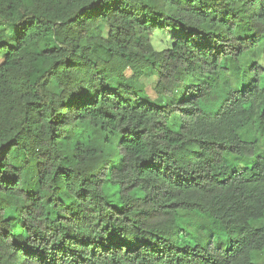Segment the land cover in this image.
Masks as SVG:
<instances>
[{"label": "trees", "instance_id": "trees-1", "mask_svg": "<svg viewBox=\"0 0 264 264\" xmlns=\"http://www.w3.org/2000/svg\"><path fill=\"white\" fill-rule=\"evenodd\" d=\"M259 53L264 0H0V264H258ZM92 197L112 210L101 235L52 228L85 223Z\"/></svg>", "mask_w": 264, "mask_h": 264}, {"label": "clouds", "instance_id": "clouds-1", "mask_svg": "<svg viewBox=\"0 0 264 264\" xmlns=\"http://www.w3.org/2000/svg\"><path fill=\"white\" fill-rule=\"evenodd\" d=\"M162 22H163V18H161ZM164 26L160 27L157 26L156 28L152 29L150 33H145L144 35L148 37L149 40H151V38L153 36L155 37H159L161 38L166 45H168V42L170 41V34H169V29L167 26V22H163ZM170 46V45H169ZM181 82H178V84ZM169 98L174 99L176 92L175 90L170 91L169 92ZM173 108H176L177 111H179V106L176 104L172 105ZM146 127L149 126L148 124L145 125ZM146 152H151L155 150V147L151 144L148 143L146 146ZM171 149L169 148H165V151H170ZM129 159L127 161L128 165H129V170L120 177H116V179L118 180H125V181H131V180H135V165L137 163V159H136V154L135 153H129L127 154ZM20 161L23 162L26 158L31 160V153H28L27 156H25V154L20 153ZM83 179V177H76L73 181V187H72V191L68 194L67 196V202L68 203H73V201L76 202V204L74 205L75 207H79L80 204L83 203V200H77L76 197V193L80 191V181ZM145 180H148L150 178L145 177ZM51 184V180H47L45 182V187H44V194L45 196L50 195L51 193L48 191V185ZM65 191H67V189H65ZM149 192H151V189L149 188L148 190ZM99 195V193H97V196ZM93 202L91 203H85L84 207L87 209H92L95 208L96 211L94 213H92L90 215V217L88 218V220L83 223V224H71V225H52V228L55 229L56 227H60L62 229L61 231V235L63 230H72L75 233H78L79 235L82 236H99L102 234V230L105 227V224L110 223L111 221L109 220V213L112 211L109 208H106L104 206V204L102 202H100L98 199H96L95 197L91 198ZM22 202V201H21ZM129 210L133 211V222L129 223L126 227L129 231H134L135 225H134V221L136 219L135 217V213H134V208L136 207L133 202L131 200H129ZM25 219H28L27 217H25ZM123 218H121L122 220ZM29 224H31L32 226H34L36 231H39L41 233H44L45 235L52 237V232H45V228L48 226V221L45 218V222L43 224H41V220L39 218H34V219H30L29 220ZM97 225H99V227H97ZM106 235V233H103ZM58 239V238H56ZM2 254V253H0Z\"/></svg>", "mask_w": 264, "mask_h": 264}, {"label": "rangeland", "instance_id": "rangeland-1", "mask_svg": "<svg viewBox=\"0 0 264 264\" xmlns=\"http://www.w3.org/2000/svg\"><path fill=\"white\" fill-rule=\"evenodd\" d=\"M152 41H153V45H154V47H155L156 50H158V51H161V50H163L164 48H166V47H168V46L170 45V41L168 42V45H166L165 42H164L161 38H159V37H155V36H153ZM258 58H259L260 65H261L262 67H264V53H259V54H258ZM148 84H149V83H148ZM149 92H150L151 94L153 93L152 90H149ZM263 153H264V150H263ZM234 158H235L234 156L227 155V156H226V162H227L228 164H231L232 161L234 160ZM254 159H255V157H253V158H249V159H247V160L244 161V164H240V166L250 167V166L252 165ZM256 259H257V257H256ZM257 262H258V264H264V255H261V256L258 258V261H257Z\"/></svg>", "mask_w": 264, "mask_h": 264}]
</instances>
